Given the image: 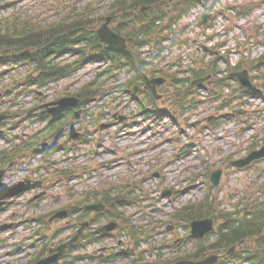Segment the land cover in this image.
<instances>
[{
	"label": "rangeland",
	"instance_id": "obj_1",
	"mask_svg": "<svg viewBox=\"0 0 264 264\" xmlns=\"http://www.w3.org/2000/svg\"><path fill=\"white\" fill-rule=\"evenodd\" d=\"M11 1L16 4L1 12L0 18L10 16L14 10L22 13L23 17H34L42 24H53L60 21L61 17L73 7H76L79 12L83 10L94 12L95 17L106 16L113 0ZM233 3L235 12L236 8L240 7L253 8L251 15L237 18L236 12L235 15L230 14L232 15L229 17L231 22H225L226 29L232 33V36H228L231 41L230 44L243 52L247 49L243 35L248 40L249 32L254 27H261L262 37H264V3H259L258 0H236ZM239 43L242 45L238 46ZM262 46L264 47V44L257 46L256 50L252 51V56L260 54L264 50ZM85 73L92 76L90 69H87ZM7 78L10 79L9 76ZM107 85L108 87L115 86L112 80ZM0 87L2 88V86ZM198 92L201 103L199 107L195 108V111L188 110L186 112L181 120L184 125L178 126L172 120H158L151 123L147 129L144 126L124 129L114 125V121H110L111 126L108 130H97L96 128L101 125L103 120L120 109L123 110V113L128 112L131 115L133 112L135 113L136 103L129 101L127 96L121 95L119 103L121 107L119 109L117 102L110 103L105 109L107 114L104 118L100 119L96 114L94 120L89 124L87 123L88 129L93 127V129L95 128L94 132L97 131L92 136L91 146H82L78 152L66 154V156L59 153L53 158L50 157V163H53V159H55V163H58L53 167L55 170L87 169L81 176L87 177L90 181L86 182L85 178H75L77 181L62 186L66 189L77 185L75 189L84 191L87 188H98L104 183L115 186L124 184L122 188L125 190L132 187L130 183L134 184L140 179H145L135 188V193L141 197L136 205L138 210L130 208L126 213L132 216L131 224L133 226L138 227V229L145 226L149 232L152 231L154 237L152 242L163 244L174 241V245L162 249V251L164 250L163 253L171 259L178 257L177 255H180L181 251L192 250L196 246L194 242L181 243V240L187 237L189 229L183 226L184 224H177L173 220L169 221L175 210L186 207L191 201L203 200L209 193L212 199L223 203L222 207L227 211H236L235 205L243 199L247 200V203L253 201L257 203L264 198V162L254 164L251 169L244 171L233 170V162L250 155L253 148L251 147L252 143L259 142L260 146L257 148L254 145L255 151L264 144V113L259 116L243 115L241 119L223 117L220 118L219 127L202 131L201 129L209 123L205 120L206 116H210L212 110L216 111L217 106L209 102L204 90H198ZM8 94L6 93V95ZM1 97V101L12 99L11 102H16L15 92L7 99L4 93ZM27 102V96L22 97L19 99V104L12 107L14 109L21 108ZM166 104L168 105L167 97L159 103L163 107ZM256 104L263 106V99L257 100ZM2 105V109H4L10 103L3 102ZM241 109L237 110L242 111ZM98 112L96 111V113ZM225 112L230 111L221 112L218 110L217 115L221 116ZM197 119L199 120L197 121ZM180 127H182L183 133L179 140H176L174 133H178ZM100 135H104V138L101 146H98L96 141L99 140L97 137ZM171 136L173 139L167 141V138ZM190 139L193 140L191 152L186 155H179L181 146ZM121 156L124 158L121 159ZM62 163L66 164L62 165ZM95 165L99 167L97 172H94L93 167ZM29 166L31 165L29 164ZM155 167H161L159 171H161L162 176H157V174L151 176L150 173ZM206 167L214 168L215 171L224 169L220 186L215 190H210L204 181V178L209 176V174L202 175V171H206ZM52 173L50 170V177H53ZM196 173H200V176L193 183L192 176ZM66 189H63L66 195L63 198V203L70 201L68 195L70 191ZM174 190L175 192L168 194L169 191ZM178 191L179 193H177ZM53 192L56 193L55 190ZM165 192L166 196H164ZM60 200L59 194L52 197L48 196L43 203L44 208H41L42 206L40 208L25 207V205L21 207L11 206L10 209L0 213V224L12 225L4 231H0V264L24 263L42 248V244H31L33 239L30 236L34 230L28 229L30 224H22V220L26 219L24 217L40 215L49 209L58 207ZM133 212L135 214H132ZM63 225L62 222L56 223L46 233L50 235ZM64 233L70 235L71 231L66 230ZM120 233L121 236H118ZM114 235L116 238L109 239V242L118 243L120 241L127 246L134 245L128 230L124 229ZM147 246L148 243H143L141 247L146 249ZM146 257V259H152L153 255L146 253Z\"/></svg>",
	"mask_w": 264,
	"mask_h": 264
},
{
	"label": "trees",
	"instance_id": "obj_2",
	"mask_svg": "<svg viewBox=\"0 0 264 264\" xmlns=\"http://www.w3.org/2000/svg\"><path fill=\"white\" fill-rule=\"evenodd\" d=\"M6 0H0V8ZM176 0H116L113 4V11L117 16H121L124 25H121L117 31L125 35L130 43L128 51L114 54L106 47L99 45L97 39L89 32V27L93 24L88 17H79L74 22L67 24L63 21L59 25L44 28L30 23L22 24L19 19L4 24L0 27V63L8 61L11 55L14 56L15 61H30L35 64L36 71L40 73L42 81L50 77H61L69 75L73 71V65L64 67L52 65L50 63V56L54 53L64 54L68 51L79 53L83 55L85 61H91L97 58H111L113 62L119 61L117 64L120 66L125 63H131L137 66L138 63V49L143 41L152 36H157L159 27L157 22L166 18L163 7L164 4H170ZM184 8L182 11H187L194 3V0H183ZM178 5V3H177ZM143 6H151L152 11L141 15L138 18L139 29L132 30L134 23L133 16ZM177 8L174 9L176 11ZM84 44L85 46H83ZM76 45H82L83 48L75 49ZM24 49H31L33 51L30 57L22 58L18 53ZM124 60V62H122ZM213 74H216L213 72ZM202 74L196 73V76ZM220 88V86H217ZM222 89V87L220 88ZM190 89H180L178 96L185 94L181 99L174 104L175 109L184 110L188 103V95ZM194 103L193 101H190ZM7 160V159H5ZM118 199H121L118 196ZM255 212L249 213L241 220L235 219L234 216H227L226 223L220 227V238L217 244L212 245L209 249H219L230 247L233 244L241 243L242 241H256L257 239L264 238V205L262 207H255ZM214 212L213 206L208 202L202 205L185 209L178 217H186L188 220H196L209 216ZM80 243L72 245L70 252L77 248ZM259 250H264V243L258 244ZM202 251V250H201ZM43 255V253H42ZM41 255V256H42ZM40 256V258H41ZM37 258V259H40ZM36 259V260H37ZM35 260V261H36ZM251 264H262L264 255L255 253L249 255L247 259Z\"/></svg>",
	"mask_w": 264,
	"mask_h": 264
},
{
	"label": "water",
	"instance_id": "obj_3",
	"mask_svg": "<svg viewBox=\"0 0 264 264\" xmlns=\"http://www.w3.org/2000/svg\"><path fill=\"white\" fill-rule=\"evenodd\" d=\"M207 19H208V17H205V22ZM110 21H111V18H108L107 23L98 31L101 42L108 44V46L111 49H125L126 48V40L123 37L118 36L116 33H114L112 31V29H110L108 27V24L110 23ZM235 76H237L245 86L251 87L248 72L245 71L243 73L235 74ZM206 80L207 79H202V80L197 81L196 83L200 84V83L205 82ZM163 83H165L164 79H154V80L148 81V84L150 85V87L152 88L154 93H156V87L159 85H162ZM57 104L59 105L58 108L52 109V110L48 109L47 111H44L43 113L56 115V114L62 112V110L65 109L66 107L74 106L75 104H77V101L74 99H64ZM45 108H48V105L45 106ZM4 119H5V116L0 117V121H2ZM76 137H77V135L75 134L74 127H72L71 138L73 139ZM56 139H58V137H56ZM263 157H264V149H262L259 152L253 153L248 159H246L244 161L237 162L236 164L237 165H245V164L251 163L252 161H254L256 159H260ZM2 176H3V172H0V189H1L0 190V207H2L5 204V202H3L5 199L10 198V197H14V196L22 193L23 191L28 190L31 187L40 186V184L31 185L30 183H27V184L21 183L19 185L11 187V188L6 187L2 183ZM212 180L216 185H219L220 172L217 173L216 175H214ZM37 198H39V197H36V199ZM86 210L87 211L88 210L98 211L99 207L98 206L88 207ZM66 215H67L66 212H62V213H59L58 215H56V218L64 217ZM113 228H114V226L112 228L104 229V231H110ZM212 230H214V227H213V220H211V219H206L203 221H198V222L193 223V235L196 237L203 238L208 232H210ZM83 231H84V226L79 231V234L71 242H69L65 245H62L57 249L51 250V253H54V252H58V253H56V254H54V255L46 258V259L39 261L37 264H58L60 257L66 251L68 245L70 243L76 241L81 236ZM216 261H217V257H211V258L207 259L206 261L199 262V263H192V262L184 261V262H179L177 264H215Z\"/></svg>",
	"mask_w": 264,
	"mask_h": 264
}]
</instances>
